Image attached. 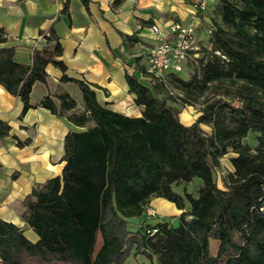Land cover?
I'll return each instance as SVG.
<instances>
[{
    "label": "trees",
    "instance_id": "obj_1",
    "mask_svg": "<svg viewBox=\"0 0 264 264\" xmlns=\"http://www.w3.org/2000/svg\"><path fill=\"white\" fill-rule=\"evenodd\" d=\"M67 10L65 0L61 12ZM215 12L219 22L188 62V77L167 75L178 95L142 79V66L126 72L134 102L143 106L138 117L108 109L87 83L65 74L52 27L29 64L14 60L12 46H0V85L19 99V118L40 106L83 127L65 135L61 174L22 200L20 217L37 240L0 219V264H124L135 254L151 264H264V0H216ZM122 37L138 41L134 33ZM48 64L63 72L61 82L77 85L82 110L67 92L30 102L33 84L47 81ZM172 99L200 104L196 119L183 123ZM10 129L0 120V139ZM249 132L253 147L242 141ZM228 153L231 170L220 187L214 171ZM195 177L196 195L173 189ZM153 196L180 210L177 225L141 221L130 229L129 219L140 218ZM151 226L152 235L145 232Z\"/></svg>",
    "mask_w": 264,
    "mask_h": 264
},
{
    "label": "crops",
    "instance_id": "obj_2",
    "mask_svg": "<svg viewBox=\"0 0 264 264\" xmlns=\"http://www.w3.org/2000/svg\"><path fill=\"white\" fill-rule=\"evenodd\" d=\"M64 2L0 0V27L6 37L0 46H12L14 60L29 64L32 49L44 43L41 33L52 27L62 46L58 59L66 65L65 74L87 83L100 104L130 117L141 116L143 106L135 104L126 72H133L136 66L144 68L146 53L154 43L148 27L156 24L168 31L173 23L191 21L198 27L207 19L206 11L193 19L192 0H87L86 5L68 0V14L61 12ZM133 33L138 41L123 40L122 35ZM45 70L47 81L33 84L30 102L36 104L47 94L67 92L76 101L75 111L82 110L77 85L61 82L63 72L52 64ZM20 109L19 99L0 85V120L11 128L9 135L0 139V219L15 224L35 242L37 235L20 217L22 200L34 185L61 174L65 135L83 127L40 106L19 118Z\"/></svg>",
    "mask_w": 264,
    "mask_h": 264
},
{
    "label": "built area",
    "instance_id": "obj_3",
    "mask_svg": "<svg viewBox=\"0 0 264 264\" xmlns=\"http://www.w3.org/2000/svg\"><path fill=\"white\" fill-rule=\"evenodd\" d=\"M194 6V20L198 19V13L205 11L209 0H192ZM150 33L154 37V43L146 53L142 79L149 82H157L165 91L171 95H178L179 92L171 85L167 75L168 73H177L183 71L188 60L198 56V48L195 40V24L189 22L186 25L173 23L168 31H164L156 24H151L148 27ZM213 30L212 24L206 28L207 36L209 37ZM264 210V207L261 208ZM144 214L146 218L151 220L152 224L162 222L164 219L157 215L156 212L149 206L145 207ZM145 223L147 222L144 221ZM157 228L154 226L147 227V234L156 233Z\"/></svg>",
    "mask_w": 264,
    "mask_h": 264
},
{
    "label": "rangeland",
    "instance_id": "obj_4",
    "mask_svg": "<svg viewBox=\"0 0 264 264\" xmlns=\"http://www.w3.org/2000/svg\"><path fill=\"white\" fill-rule=\"evenodd\" d=\"M215 6H216V0H209L207 7L208 10L206 11V20H203V23L201 25H198V27H195L194 33H195V40H196V46L198 50L201 47H205L208 45V36L206 33V28L209 24H216L219 22V17L217 16L215 12ZM188 24V23H186ZM185 24V25H186ZM203 35L202 37L200 35ZM201 37V38H199ZM199 55V52H198ZM190 60H188L189 62ZM186 63L184 69L182 72L179 73V75L183 78H187L189 73H191L192 65L189 63ZM171 103L178 107L179 109V118L180 120L185 124L192 123L196 117L199 114L200 104L195 105H182L180 101L176 99H172ZM90 124V123H89ZM201 128L204 133L208 134L210 133V128L206 125H201ZM256 134L253 132H249L245 138H243L244 143H248L251 147L255 146ZM229 156H231V153L226 154L223 158H221L220 167L215 169L214 171V179L218 186L223 187V178L226 174V172L231 170V165L229 162ZM200 182V179L195 177L192 179V181L187 183H180L178 186L173 187V189L178 193L188 192L192 195H196L197 187ZM157 215L161 216L164 219H167L171 224L177 225L178 219L175 215L179 209L168 200L161 198V197H155L152 201V203L149 205ZM145 210V209H144ZM164 214V215H163ZM149 220L146 218V215L143 213V215L136 219L135 221L130 222L129 228L134 229L138 227L139 224H141V221ZM99 239L97 240L96 247L99 245ZM212 244V252H215L216 243L211 241ZM124 264H151V260L148 259L146 256L142 254H135L131 255L127 258Z\"/></svg>",
    "mask_w": 264,
    "mask_h": 264
}]
</instances>
